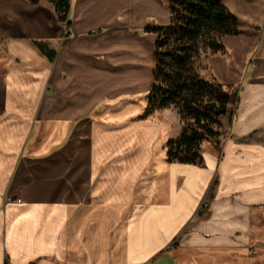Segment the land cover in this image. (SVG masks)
I'll list each match as a JSON object with an SVG mask.
<instances>
[{
  "label": "crops",
  "instance_id": "1",
  "mask_svg": "<svg viewBox=\"0 0 264 264\" xmlns=\"http://www.w3.org/2000/svg\"><path fill=\"white\" fill-rule=\"evenodd\" d=\"M223 3L241 34L209 68L240 92L221 118L229 138L197 166L168 161L176 109L142 118L157 39L146 30L170 23L166 0H70L68 26L46 0H0V264H253L264 0Z\"/></svg>",
  "mask_w": 264,
  "mask_h": 264
},
{
  "label": "trees",
  "instance_id": "2",
  "mask_svg": "<svg viewBox=\"0 0 264 264\" xmlns=\"http://www.w3.org/2000/svg\"><path fill=\"white\" fill-rule=\"evenodd\" d=\"M29 1L37 5L42 0ZM47 1L59 22L68 26L70 0ZM166 2L170 23L146 30L156 34L157 39L153 80L142 118L158 110L176 109L182 131L166 144L168 161L202 166L203 143L215 140L220 144L224 135L221 118L228 113L232 89L212 76L209 61L225 53L223 37L236 36L241 31L237 17L223 0ZM33 44L50 62L54 60L55 51L46 43Z\"/></svg>",
  "mask_w": 264,
  "mask_h": 264
},
{
  "label": "rangeland",
  "instance_id": "3",
  "mask_svg": "<svg viewBox=\"0 0 264 264\" xmlns=\"http://www.w3.org/2000/svg\"><path fill=\"white\" fill-rule=\"evenodd\" d=\"M47 1V0H46ZM48 2V1H47ZM56 16V15H55ZM256 53H254L253 57L255 56ZM205 64H208V62H205ZM249 67V66H248ZM205 74L207 72L205 71ZM242 83L239 85L240 88H242ZM239 90L236 87H232L231 89V102L232 104L229 107V114H233L234 108L237 107V101H238V95H239ZM148 97V96H147ZM229 117H232V115H229ZM231 124V123H229ZM230 127L227 126L226 128L224 127V135L221 138L220 144H217V141H209V142H204L202 145V151H206L209 149L216 148L217 150L221 151V148L227 141V139L230 136ZM264 130V129H263ZM264 133V131H263ZM217 145V147H216ZM207 204V203H205ZM208 208V204H207ZM261 211L264 213V206L260 208ZM264 215V214H263ZM256 231H257V242H261V244L255 246L257 243L252 244L250 247L249 251L251 256L254 258V261H252L253 264H264V217L259 218L256 220ZM252 236L255 237L254 233H251Z\"/></svg>",
  "mask_w": 264,
  "mask_h": 264
},
{
  "label": "built area",
  "instance_id": "4",
  "mask_svg": "<svg viewBox=\"0 0 264 264\" xmlns=\"http://www.w3.org/2000/svg\"><path fill=\"white\" fill-rule=\"evenodd\" d=\"M8 200L11 201V199H8ZM205 208H207V204H204L202 207V209H205Z\"/></svg>",
  "mask_w": 264,
  "mask_h": 264
},
{
  "label": "bare ground",
  "instance_id": "5",
  "mask_svg": "<svg viewBox=\"0 0 264 264\" xmlns=\"http://www.w3.org/2000/svg\"><path fill=\"white\" fill-rule=\"evenodd\" d=\"M253 157H254V156H253ZM245 158H246V157H245ZM250 158H251V157H249L248 159L250 160ZM243 159H244V158H243ZM239 163H240V162H239ZM260 170H261V169H260ZM256 171H258V170H256ZM257 178H259V177H257ZM257 183H258V182H257Z\"/></svg>",
  "mask_w": 264,
  "mask_h": 264
}]
</instances>
